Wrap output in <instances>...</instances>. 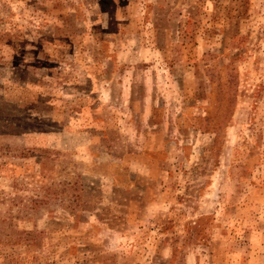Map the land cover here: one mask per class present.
Instances as JSON below:
<instances>
[{
  "label": "rangeland",
  "instance_id": "374dc122",
  "mask_svg": "<svg viewBox=\"0 0 264 264\" xmlns=\"http://www.w3.org/2000/svg\"><path fill=\"white\" fill-rule=\"evenodd\" d=\"M0 264H264V0H0Z\"/></svg>",
  "mask_w": 264,
  "mask_h": 264
}]
</instances>
